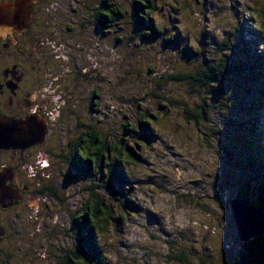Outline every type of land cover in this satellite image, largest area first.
I'll return each mask as SVG.
<instances>
[{"label":"rangeland","instance_id":"1","mask_svg":"<svg viewBox=\"0 0 264 264\" xmlns=\"http://www.w3.org/2000/svg\"><path fill=\"white\" fill-rule=\"evenodd\" d=\"M104 1L38 0L28 37L32 42L22 43L21 36L25 39L28 29L12 28L16 31L8 36L14 34L18 40L12 47L18 48L25 63L28 93L36 90L31 100L45 101L52 107L48 123L53 133H60V145L92 129L103 130L119 152L122 148L126 154L132 147L141 159L125 165L134 178L132 194L127 191L130 186H124L140 211H132L128 205L122 232L113 224L107 232L98 233L104 252H108L106 264H226L225 259L237 256L243 244L231 201L247 178L238 173L230 155L236 154L235 133L248 129L250 117L234 103L230 91L238 94L246 88L242 78L230 74L223 99L212 94L218 89L207 91L200 85L201 92L187 96L188 82L175 78L181 74L195 76L203 69L202 64L220 66L226 61L228 65L230 58L240 64L239 57L243 56L237 45L247 29H255L264 19V0H154L157 11L151 14L152 19L165 28L166 37H180L176 45L165 44V36L142 35L131 7L134 0H110L111 11L119 10L123 16L104 32L97 22ZM1 6L2 10L21 13L27 8L22 4ZM146 25L149 28L152 23ZM186 49H196V55L185 53ZM98 87L102 90L101 104L88 114L85 107ZM177 90L182 96H173L178 95ZM171 97L178 101L167 103ZM60 99L65 102L60 104ZM184 100L191 112H196L197 103L204 105L207 120L189 117L179 103ZM142 103L139 109L137 105ZM145 111L159 117L148 126L156 138L147 139L137 149L136 140L129 136L131 133H122V127L124 122H137ZM82 116L86 119L81 120ZM132 129L143 133L138 125ZM45 151L34 152L33 160ZM69 151L59 148V163L55 166L54 160V165L41 166L42 170L55 171L58 177H47L43 184L49 191L35 197L37 203L30 202V208L13 219L9 240L16 245L11 251L23 256L28 252L24 264H60L73 250L81 252L73 220L85 205L94 202L91 192L86 191L93 179L66 173ZM31 170L36 174L35 168ZM261 174L259 170L257 179ZM28 182L43 181L32 175ZM98 183L93 182L95 197L102 195L107 208L115 210L118 217L125 200L119 186L112 182V190L106 191ZM250 198L256 205L260 196L254 193Z\"/></svg>","mask_w":264,"mask_h":264},{"label":"trees","instance_id":"2","mask_svg":"<svg viewBox=\"0 0 264 264\" xmlns=\"http://www.w3.org/2000/svg\"><path fill=\"white\" fill-rule=\"evenodd\" d=\"M100 8H102L97 14L98 26L101 27L104 32L109 29L110 26L115 22L119 17H122L123 14L119 10L111 11L110 0L102 2ZM132 10L136 16V23L139 28H142L140 32L144 35L145 38L152 36L156 38L161 35L165 36V28L157 26L151 14L157 11L155 7L154 0H134V3L131 4ZM150 14V15H149ZM147 22L152 23L151 27H147ZM150 33V34H149ZM242 33V32H241ZM245 33L246 35L245 37ZM144 38V39H145ZM180 37L178 35H170L169 37L165 36V44L169 43L172 45L179 44ZM121 41V39H118ZM258 43V44H257ZM256 45V46H255ZM258 45L261 46V51H257ZM240 50V54L243 56V59L239 57L241 63H236V61H229L228 65L226 61L220 66H212L202 64L203 69L201 68L196 72V75H180L175 79L180 81L185 80L188 82L187 96L201 92L204 87L207 91H210L211 88L218 89L217 92L212 93L219 96V99H223V90L226 84V81L230 74L238 78L243 79V84L246 90L244 92L236 93V90L231 89V95L233 96L234 103L240 106L239 108L244 112L246 110L247 117H249V127L244 129L242 132H236L234 135L235 145H233V150L236 154H231L230 156L234 158L237 166L238 173L241 172L247 178L244 182L241 183L242 187H238L237 197L241 200H249L255 203L251 196L255 193L259 195L260 198L256 202L258 209L264 211V130L261 131L264 127L260 124L264 123V19L261 23L256 26L255 29H247L244 32V35L241 38V41L237 45ZM189 55H196V49L193 51H187ZM227 59V57H226ZM148 70V69H147ZM150 72V70H148ZM233 82V81H232ZM236 82V81H235ZM242 84V83H241ZM240 84V85H241ZM238 86H240L237 83ZM67 87L65 86V89ZM102 90L100 87L96 89V92L91 94V97L88 101L86 111L88 114H93V112L98 108L100 99H101ZM178 92V90H177ZM151 92L150 94H152ZM159 94V93H158ZM163 97V94L159 95ZM173 96H182L178 92V95L173 93ZM239 96L243 99H239ZM243 100V101H242ZM178 100H169L167 103L172 104V102ZM185 108L186 113L190 114L189 117L207 120L206 110L204 105L197 103V110L192 111L188 106V101H179ZM93 104L95 107L93 109ZM142 104L137 105L140 107ZM162 106H160L161 108ZM84 108V109H85ZM83 109V105H82ZM129 109V108H127ZM83 112V110H82ZM99 113V111H98ZM97 113V114H98ZM77 115V112L75 113ZM74 114V115H75ZM70 115V113L68 114ZM156 114H151L150 112H144L142 118L140 117L137 122H124L122 127V133L125 131L126 135L136 140L134 145L137 149L141 148L142 145L146 144V140L155 139L156 135L153 136L151 130H149V123H155L158 120ZM86 119L85 116H82L81 120ZM198 121V120H197ZM98 123V122H97ZM78 124V123H77ZM136 125L140 126L142 129V134L139 135L134 131ZM81 128V125H78ZM228 127V124L227 126ZM229 129L231 127H228ZM105 132L102 131H93L88 132L82 137L76 140H67V149L69 151L68 157H66L67 174L75 175L76 178H89L93 182L99 181L97 185L99 188L106 191L112 190V182L117 187L119 186L120 194L124 197V202L122 201V206L119 212H117L118 217H116V211L111 208H107L106 200L102 195L95 197L94 184L93 182L87 187L86 191L91 192L92 202L89 205H85V208L80 212V215L76 216L73 220V228L77 236V242L81 252L73 250L70 254L61 258L60 264H106V257L108 252H104L103 247L100 244L98 233L107 232L108 228L111 225H115L117 231L122 232L123 221L127 219L129 215L128 209L132 211H140V206L138 207L136 203H133L129 198L131 197L125 189L124 186L129 185L130 189L127 191L132 194L134 178L132 179V170L128 167L129 164H136L137 154L133 151L134 148H129V151L126 154L119 152V148L115 145L110 144L108 137ZM122 147V145H120ZM128 164L127 166H125ZM259 170L262 171L260 178L257 179V174ZM259 183L254 187V183ZM132 187V188H131ZM97 188V187H96ZM98 188V189H99ZM123 190V191H122ZM116 199H118L116 197ZM110 202V201H109ZM128 205L131 207L128 208ZM121 230H120V229ZM124 231V228H123ZM240 251L237 256L229 260L225 259L226 264H264V237L254 239L248 243H243L240 245ZM84 247V248H83ZM225 251L223 250V256ZM179 258V257H178Z\"/></svg>","mask_w":264,"mask_h":264},{"label":"flooded vegetation","instance_id":"3","mask_svg":"<svg viewBox=\"0 0 264 264\" xmlns=\"http://www.w3.org/2000/svg\"><path fill=\"white\" fill-rule=\"evenodd\" d=\"M0 4L9 7H14L17 4L26 5L27 8L23 9L25 14L23 19L25 27L23 30H28L25 32V39L22 36L21 38L22 43L32 42L28 37L32 26H34L38 0H0ZM12 31L13 29L5 32L0 30V119L26 121L33 117L38 124L46 127V134L42 143H31L25 149H0V264H24L25 261H28L26 259L28 252L23 256L21 253L15 255L11 251L13 246L16 245L15 242L9 240L12 236L10 229L13 230L14 227L13 219L19 217L23 210L30 208V202L36 204L37 199L35 197L39 198L49 191V188L43 183L47 181V177L57 178L59 174L50 169L42 170L41 166H46V163L49 164L48 166L54 165V160L56 166L59 163L58 160L62 157L59 148H68L65 143L63 145L59 144L57 138H59L60 133H53L52 126L48 123L47 116L53 114L52 107L45 101L39 103L38 100H31V95L35 94L36 90L28 93L29 80L26 78L25 63L21 61L23 59L20 58L21 52L18 48L16 46L12 47L13 44L18 42L13 34L16 30L13 31V35L8 36ZM16 34H19V32H16ZM17 38H20V36ZM60 100H62L60 104L65 102L63 99ZM39 106H42V108L38 109ZM94 107L95 104H93V109ZM43 108L46 109L43 110ZM44 149H46L45 154L41 157L37 156L38 158L34 157L35 160H33V153L36 151L42 152ZM31 167L36 169V174L32 173ZM65 171H67L66 168ZM32 175H35L38 181L43 182L40 184L29 183L28 181H30ZM20 255L23 257H20ZM8 259L13 260L8 261Z\"/></svg>","mask_w":264,"mask_h":264},{"label":"water","instance_id":"4","mask_svg":"<svg viewBox=\"0 0 264 264\" xmlns=\"http://www.w3.org/2000/svg\"><path fill=\"white\" fill-rule=\"evenodd\" d=\"M17 11L8 8L2 10V6L0 7V30L5 32L12 28L21 30L25 27V14ZM45 131L46 127L38 124L33 117L26 121L0 119V149H25L31 143H42ZM231 206L239 238L243 243L264 237V211L258 209L251 201L238 197L231 201Z\"/></svg>","mask_w":264,"mask_h":264},{"label":"bare ground","instance_id":"5","mask_svg":"<svg viewBox=\"0 0 264 264\" xmlns=\"http://www.w3.org/2000/svg\"><path fill=\"white\" fill-rule=\"evenodd\" d=\"M9 19V18H8ZM10 20V19H9Z\"/></svg>","mask_w":264,"mask_h":264}]
</instances>
